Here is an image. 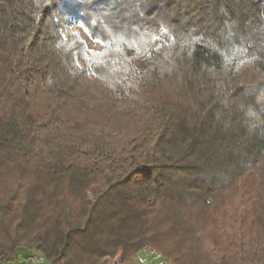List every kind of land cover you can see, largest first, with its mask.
I'll return each mask as SVG.
<instances>
[{"label":"trees","instance_id":"16d2710c","mask_svg":"<svg viewBox=\"0 0 264 264\" xmlns=\"http://www.w3.org/2000/svg\"><path fill=\"white\" fill-rule=\"evenodd\" d=\"M0 194V262L264 264V0H0Z\"/></svg>","mask_w":264,"mask_h":264},{"label":"crops","instance_id":"0c3cea01","mask_svg":"<svg viewBox=\"0 0 264 264\" xmlns=\"http://www.w3.org/2000/svg\"><path fill=\"white\" fill-rule=\"evenodd\" d=\"M148 251L149 249H144L124 262L120 261L121 253L114 252L108 257L107 264H169L162 258L152 260ZM16 253L18 256V262L14 261L11 258H7L3 262H0V264H50V262L42 259L40 254L30 252L24 248H18L16 250ZM24 260H27V262L24 263Z\"/></svg>","mask_w":264,"mask_h":264},{"label":"rangeland","instance_id":"374dc122","mask_svg":"<svg viewBox=\"0 0 264 264\" xmlns=\"http://www.w3.org/2000/svg\"><path fill=\"white\" fill-rule=\"evenodd\" d=\"M67 29L69 31H71V32H74V31L79 32V34L81 36V39L86 44L88 50H90V51H98L99 50V47H100L99 44L96 43V42L91 41L88 38V36L86 35L85 31L78 24H76L75 22L69 23L67 25ZM206 235H207V239H210L209 232L208 231L205 232V235L204 236H206Z\"/></svg>","mask_w":264,"mask_h":264},{"label":"built area","instance_id":"2783aa9c","mask_svg":"<svg viewBox=\"0 0 264 264\" xmlns=\"http://www.w3.org/2000/svg\"><path fill=\"white\" fill-rule=\"evenodd\" d=\"M148 253H149L150 258L152 260H157V259L161 258L154 250H149Z\"/></svg>","mask_w":264,"mask_h":264}]
</instances>
